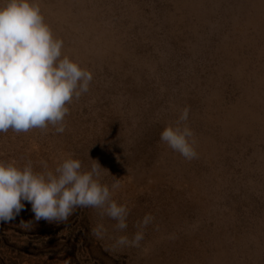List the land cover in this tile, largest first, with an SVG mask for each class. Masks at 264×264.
I'll list each match as a JSON object with an SVG mask.
<instances>
[{"label":"rangeland","instance_id":"374dc122","mask_svg":"<svg viewBox=\"0 0 264 264\" xmlns=\"http://www.w3.org/2000/svg\"><path fill=\"white\" fill-rule=\"evenodd\" d=\"M37 2L94 78L63 134L0 133V160L98 162L130 214L121 232L90 207L37 222L25 202L0 224V264H264V0ZM185 108L192 160L160 141ZM146 214L140 246L113 247Z\"/></svg>","mask_w":264,"mask_h":264},{"label":"clouds","instance_id":"9594fccd","mask_svg":"<svg viewBox=\"0 0 264 264\" xmlns=\"http://www.w3.org/2000/svg\"><path fill=\"white\" fill-rule=\"evenodd\" d=\"M93 78L66 54L63 39L46 22L37 0L0 3V133L46 132L52 126L63 134L69 105L89 92ZM189 112L185 108L176 123L161 132L160 141L192 160L198 153L194 132L186 123ZM40 164L42 170L37 171L30 160L22 166L0 160V224L15 220L27 202L37 222L66 221L77 208L90 207L115 221L117 230L128 228V205L113 199L121 187L119 179L110 186L102 183L98 162L85 169L80 159L69 156L54 169L46 161ZM153 219L146 214L136 233L119 236L113 247H139ZM30 223L20 225L26 228ZM92 233L103 239L106 228L98 224Z\"/></svg>","mask_w":264,"mask_h":264}]
</instances>
